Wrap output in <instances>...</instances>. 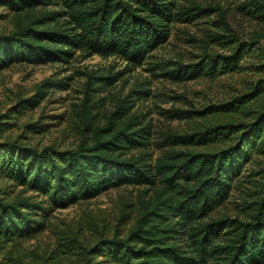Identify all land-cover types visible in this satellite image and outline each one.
Returning <instances> with one entry per match:
<instances>
[{
  "label": "trees",
  "instance_id": "trees-1",
  "mask_svg": "<svg viewBox=\"0 0 264 264\" xmlns=\"http://www.w3.org/2000/svg\"><path fill=\"white\" fill-rule=\"evenodd\" d=\"M0 5L13 14L12 29L0 30V70L15 63L67 62L77 50L140 63L168 39L172 22L197 14L178 0H0ZM247 5L262 24L249 39L225 27L212 34L221 52L165 63L160 74L175 80L215 77L250 68L243 61L253 55L255 76L230 98L188 111L202 120L177 135L185 148L166 149L153 165L144 157L149 126L126 112L122 101L101 125L95 114H86L82 139L73 147L39 148L3 136L0 127V264H61L77 248L84 264H264V50L257 51L264 40V0ZM117 74L101 77L109 83ZM59 85L61 78H46L32 94L17 97L14 107L33 108ZM88 98L89 104L95 100ZM135 148L136 155L126 154ZM242 173L248 189L241 193L243 214L212 216ZM128 184L151 191L139 197L134 223L125 232L94 229L95 238L81 244L82 227L61 228L57 245L48 250L22 244L48 226L47 211Z\"/></svg>",
  "mask_w": 264,
  "mask_h": 264
},
{
  "label": "rangeland",
  "instance_id": "rangeland-1",
  "mask_svg": "<svg viewBox=\"0 0 264 264\" xmlns=\"http://www.w3.org/2000/svg\"><path fill=\"white\" fill-rule=\"evenodd\" d=\"M178 2L193 7L191 12L197 13L196 16L172 22L168 39L140 63L133 64L115 55H86L77 50L67 62L15 63L0 70V121H5L0 123L5 129L2 135L39 148L48 144L73 147L82 139L80 130L86 114H95V121L101 125L122 101L126 112L137 114L139 120L149 126V145L144 157L151 165L170 147L184 149L177 135L189 132L202 120L188 111L239 93L245 82L255 76L252 65L258 63V58L246 56L243 64L250 68L238 72L188 80H175L160 74L165 63L166 66L177 60L188 63L197 60L204 51L221 52L222 45L212 40V34L224 32L225 27L240 39H249L262 24L249 12V0ZM12 27V12L0 5V30L9 31ZM258 43L261 49L257 51H263L264 40ZM156 63L160 67L152 69ZM114 73L118 74L109 83L101 77ZM46 78H61L63 85L51 87L35 107L17 111L21 109L14 107L17 97L32 94L35 86ZM88 96L95 99L91 104ZM125 151L128 155H136L140 149ZM245 173L233 180L228 198L211 212L212 216L243 214L241 193L248 190L242 181ZM150 191L147 185H121L67 207L53 208L47 211L48 226L21 242L28 248L44 251L57 245L56 232L61 228L82 227L81 244H88L95 238L94 229H103L105 234L125 232L134 223L139 197ZM120 213L124 214L121 221L117 220ZM79 250L61 259V264H84Z\"/></svg>",
  "mask_w": 264,
  "mask_h": 264
}]
</instances>
